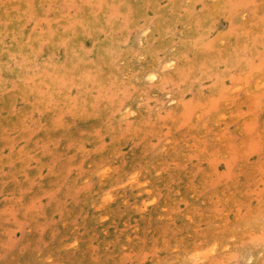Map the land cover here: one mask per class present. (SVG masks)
<instances>
[{"label": "rangeland", "instance_id": "rangeland-1", "mask_svg": "<svg viewBox=\"0 0 264 264\" xmlns=\"http://www.w3.org/2000/svg\"><path fill=\"white\" fill-rule=\"evenodd\" d=\"M0 264H264V0H0Z\"/></svg>", "mask_w": 264, "mask_h": 264}]
</instances>
